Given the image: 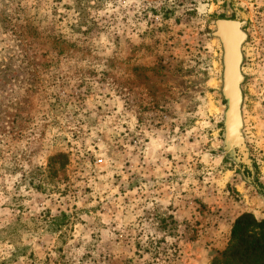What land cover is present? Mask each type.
<instances>
[{
    "label": "rangeland",
    "instance_id": "obj_1",
    "mask_svg": "<svg viewBox=\"0 0 264 264\" xmlns=\"http://www.w3.org/2000/svg\"><path fill=\"white\" fill-rule=\"evenodd\" d=\"M239 22L240 142L216 20ZM264 220V0H0V264H222Z\"/></svg>",
    "mask_w": 264,
    "mask_h": 264
},
{
    "label": "water",
    "instance_id": "obj_2",
    "mask_svg": "<svg viewBox=\"0 0 264 264\" xmlns=\"http://www.w3.org/2000/svg\"><path fill=\"white\" fill-rule=\"evenodd\" d=\"M215 33L222 41L224 47V93L228 99L226 114V128L228 135H234L240 142L238 127L240 124V43L242 33L239 22L230 18H219L215 22Z\"/></svg>",
    "mask_w": 264,
    "mask_h": 264
},
{
    "label": "trees",
    "instance_id": "obj_3",
    "mask_svg": "<svg viewBox=\"0 0 264 264\" xmlns=\"http://www.w3.org/2000/svg\"><path fill=\"white\" fill-rule=\"evenodd\" d=\"M220 256L222 264H264V220L248 212L238 216L231 229V242Z\"/></svg>",
    "mask_w": 264,
    "mask_h": 264
}]
</instances>
